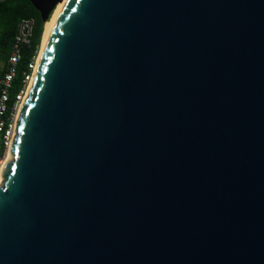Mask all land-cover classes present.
Here are the masks:
<instances>
[{"label":"water","instance_id":"water-1","mask_svg":"<svg viewBox=\"0 0 264 264\" xmlns=\"http://www.w3.org/2000/svg\"><path fill=\"white\" fill-rule=\"evenodd\" d=\"M48 21L62 0H29ZM0 264H264V0H66L0 186Z\"/></svg>","mask_w":264,"mask_h":264},{"label":"built area","instance_id":"built-area-1","mask_svg":"<svg viewBox=\"0 0 264 264\" xmlns=\"http://www.w3.org/2000/svg\"><path fill=\"white\" fill-rule=\"evenodd\" d=\"M35 28L33 18L22 19L18 24L17 33L11 55L8 60V69L1 79L0 91V183H3V172L7 161L11 158V146L17 134V121L22 105L29 93L37 70L38 61L41 55L40 50L29 64V72L25 74L23 86L12 104H10V89L16 74L18 64L22 59L25 47L31 46Z\"/></svg>","mask_w":264,"mask_h":264},{"label":"trees","instance_id":"trees-1","mask_svg":"<svg viewBox=\"0 0 264 264\" xmlns=\"http://www.w3.org/2000/svg\"><path fill=\"white\" fill-rule=\"evenodd\" d=\"M25 18H33L35 20L34 34L31 40V46L24 48L22 59L17 66L16 74L9 91L10 104L14 102L16 95L22 89L24 76L29 72V64L31 63L33 57L42 48L47 22L42 19L41 13L29 0H0V54L4 59L9 60L18 24ZM3 77L4 75L0 77V82Z\"/></svg>","mask_w":264,"mask_h":264},{"label":"bare ground","instance_id":"bare-ground-1","mask_svg":"<svg viewBox=\"0 0 264 264\" xmlns=\"http://www.w3.org/2000/svg\"><path fill=\"white\" fill-rule=\"evenodd\" d=\"M65 3H66V0H62V2H60L58 4V6L56 7V10L54 12V15H53L52 19L46 24V33H45V37H44V42H43L42 49H44L45 43L47 42V40H48V38H49V36H50V34H51L54 26H55V23H56L59 15H60V13H61L64 5H65ZM1 185H2V182L0 183V186Z\"/></svg>","mask_w":264,"mask_h":264},{"label":"crops","instance_id":"crops-1","mask_svg":"<svg viewBox=\"0 0 264 264\" xmlns=\"http://www.w3.org/2000/svg\"><path fill=\"white\" fill-rule=\"evenodd\" d=\"M8 68V59H4L0 54V77H2Z\"/></svg>","mask_w":264,"mask_h":264},{"label":"rangeland","instance_id":"rangeland-1","mask_svg":"<svg viewBox=\"0 0 264 264\" xmlns=\"http://www.w3.org/2000/svg\"><path fill=\"white\" fill-rule=\"evenodd\" d=\"M56 10V9H55ZM55 12V11H54ZM54 12H53V14L51 15V17H50V19L47 21V23L52 19V17H53V15H54ZM46 23V24H47ZM45 33H46V26H45ZM45 33H44V37H45ZM44 37H43V42H44ZM43 42H42V47H43ZM41 50H42V48H41Z\"/></svg>","mask_w":264,"mask_h":264}]
</instances>
